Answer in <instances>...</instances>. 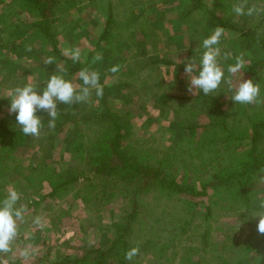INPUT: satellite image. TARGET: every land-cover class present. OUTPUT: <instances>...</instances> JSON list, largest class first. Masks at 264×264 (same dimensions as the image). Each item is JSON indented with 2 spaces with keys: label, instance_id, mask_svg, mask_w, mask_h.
<instances>
[{
  "label": "rangeland",
  "instance_id": "obj_1",
  "mask_svg": "<svg viewBox=\"0 0 264 264\" xmlns=\"http://www.w3.org/2000/svg\"><path fill=\"white\" fill-rule=\"evenodd\" d=\"M76 1L72 9L66 13L58 11L56 15L52 33L58 48L63 53L65 48L79 47L82 52L81 61L87 62L90 70L99 72L100 84L109 87V94L112 96L118 97L117 83L128 81L133 86L130 89L131 93L138 94L137 99L133 101L138 111H141L121 121L122 130L127 133L126 137L133 154L138 155L140 149L164 151L174 139L176 122L184 116L193 117V115H177L178 111L184 113L189 111L188 104L192 101L172 100L167 101L168 107H160L153 99L162 93L193 96L187 91L189 80L184 68L185 62L196 56L192 51L199 45L198 38L190 34L191 26L198 19V22H202L198 27L203 28L206 24L203 15L196 10L187 17L186 21L183 13L192 7L190 0ZM203 2L208 5L210 0ZM7 5H10V0L0 3V13L7 12ZM108 15L111 16L112 23L106 31L108 36L103 37ZM10 18L16 20L17 15L12 14ZM18 18L35 19L28 14ZM257 19V17L253 18L252 22ZM235 22L244 25L243 20L237 17ZM214 25L215 21H211L210 26L208 25L209 36L214 30ZM261 28L264 35V22ZM236 36L237 34L226 30L221 38L222 55L219 63L225 72V77L228 76V65L235 61L231 58L224 60V52H231L233 57L241 52L245 53L248 65L257 55L256 49H242L234 39ZM5 38L6 35L0 33V43ZM116 44L122 45L123 50L115 54L111 46L115 47ZM29 47L31 51H28ZM97 53L102 54L103 59L93 63L92 59ZM111 53L114 54L113 59L109 58ZM47 57H54L55 62L45 65L44 60ZM56 59V50L51 49L49 45L40 46L29 36L23 39L22 46L16 51L0 48V121L17 124L16 114L9 112V97L12 90L32 83L37 91L42 93L53 73L61 75L57 67L61 68V63ZM114 65H120L117 73L109 71ZM175 70L178 72L176 76ZM77 73L70 81L74 85L82 86L83 82L78 78ZM249 77V74L243 72L242 79L247 80ZM252 78L261 85L264 83V70L261 69ZM130 90L122 88L121 93ZM213 94L223 103L227 125L233 126L237 121V103L231 99L233 93L226 84L222 83ZM83 107L89 111L100 109V98L95 96L94 90L91 102L75 105L58 103L57 111L67 112L70 109ZM37 115L42 120L46 112L38 111ZM194 116L191 119L196 118L195 122L206 121L205 115ZM241 126H244V121L241 122ZM87 133L92 137V132L87 131ZM247 145L248 140L243 141L239 149L243 150ZM201 152L206 159L207 149L201 148ZM157 155L160 156L161 153ZM43 159L55 173H61L66 178L76 173L79 175V180L58 191L55 198L46 196L49 190L48 184L40 181V178L32 172L34 165ZM196 161L194 166L176 164L172 168V175L182 182H194L200 190V178L206 176L207 171H211L212 167L206 166L199 159ZM5 164L9 172L0 177V198L4 199L8 190L15 188L21 195L17 206L24 204L28 209L24 221L19 223L20 236L13 246L16 254L5 258L7 264H52L65 257L80 255L84 245H96L104 249L110 243L112 236L125 223L126 215L130 211L128 199L122 193L115 192V195H110V188L102 194L100 179L95 183H87V185L95 184V187H85L86 182L82 180L89 174L86 166L67 152L63 136L42 127L40 136H28L24 146L19 148L13 159L5 161L3 166ZM262 196L264 193H260L253 203L258 204ZM198 199L202 202L192 215V210L187 208L185 198L178 196L160 198L154 194L139 197L140 212L132 224L131 239L139 242L141 247L134 264H188L189 259L196 258L189 249L204 241V232H207V241L213 245L228 235L243 238L241 231L244 232L249 227L247 221L251 224L253 222L255 226L258 224L259 217H253L249 213L245 218L241 215L242 209L237 205L229 208L230 210H224L223 206L215 204L208 214L204 206L207 197ZM183 208L185 213L182 211ZM37 216L43 217L46 222L43 229L37 228L32 223ZM178 217L180 220L190 222L189 225L187 223L183 225L188 227V231L170 240ZM180 224H177V228ZM27 245H31L35 252L30 258L25 259L20 256V251ZM241 248L242 245L239 244L238 252H234L235 262L241 256L244 257ZM260 257H264V252L254 256L249 251L246 264H260ZM220 262V259H216L215 253L207 252L200 264H220Z\"/></svg>",
  "mask_w": 264,
  "mask_h": 264
},
{
  "label": "trees",
  "instance_id": "obj_2",
  "mask_svg": "<svg viewBox=\"0 0 264 264\" xmlns=\"http://www.w3.org/2000/svg\"><path fill=\"white\" fill-rule=\"evenodd\" d=\"M4 1L0 0V3L3 4ZM190 2L192 7L183 13L186 21L187 17L198 10L206 23L200 29L198 25L202 22L196 19L191 26L190 34L198 38L199 44L209 36L208 25L210 26L211 21H215L214 28L221 26L225 31L230 30L237 34L234 39L242 49L257 50V55L243 70L244 74H249V79H253L255 73L264 70V35L261 28L264 15L237 17L232 12V6L237 0H210L208 5L203 0H190ZM76 3V0H10L7 12L0 13V33L6 35L0 43V48L16 51L27 36L37 41L40 46L49 45L51 49L56 50L61 68L66 70L60 71V74L70 80L79 70L89 67L88 63L73 62L70 57H66L58 48L52 27L58 11L66 13ZM253 3H258V0H249L250 5ZM12 14L17 15L16 20L10 18ZM25 14L34 16L35 19L18 18L24 17ZM236 17L243 20L244 25L237 24ZM256 17L257 21L252 22ZM111 23L112 18L108 15L103 37L108 36L106 31ZM111 48L115 54L123 50L122 45L117 44ZM192 52H195L196 61H199L203 49ZM109 58L113 59L114 54L111 53ZM176 73L178 74L175 70V76ZM132 87L128 81H120L116 84L118 92L116 97L109 94V87L103 86L104 95L100 98V109L89 111L83 107L58 112L54 129L48 128L47 113L42 119L43 128L63 136L67 152L86 166L89 174L82 180L86 182L85 187H95V184L87 185V183H95L100 179L102 194L110 188V195H115V192L122 193L130 204L125 223L112 236L110 243L104 249L96 245H84L80 255L65 257L52 264H134L136 257L128 261L125 259V253L132 247L139 246V249L141 247L139 242L131 239V232L132 224L140 212L139 197L142 195L185 198L187 208L192 210V215L202 202L198 198L206 196L207 203L204 205L206 213L209 214L215 204L223 206L224 210H230L229 208L237 205L242 209L241 215L246 218L257 208V204L253 201L260 193H264V183L255 176L259 169L264 167V104H236L237 121L229 127L226 123L223 103L213 93L204 96L202 91H198L196 96L187 97L175 93L159 94L153 99L158 106L168 107L167 101L172 100L181 102L191 100L187 114L178 111L177 115H193V117L205 115L206 121L195 122L196 118L184 116L176 122L174 139L164 151L140 149L139 154L134 155L126 137L127 133L122 130L121 124V121L141 113L133 101L137 99L138 94L131 93ZM260 87V99L264 100V83ZM122 88H128L130 91L121 93ZM243 121L244 126H241ZM87 131L92 132V137ZM27 139L28 136L23 135L18 124L0 121V177L9 172L6 164L3 166V163L13 159ZM246 140L248 145L240 150L239 146ZM201 148L207 149L206 159L202 155ZM157 153L161 155L158 156ZM196 159L212 167L211 171H207L206 176L200 178V190L194 182H182L172 175V168L176 164L194 166ZM32 172L40 178V181L48 184L49 190L46 196L54 198L57 197L58 191L79 180V175L76 173L67 178L61 173H55L44 159L34 165ZM182 211L186 212L184 208ZM179 223H181L178 227L180 230L177 228ZM185 223L189 225L190 222L177 218L170 240L187 233L188 227H183ZM247 225L249 227L244 232L241 231L243 238L228 235L213 245L207 241V232H204V241L189 249L196 258L189 259L187 263L200 264L207 252L215 253L216 259L221 260L220 264H246L249 251L254 256L261 255L264 252V234L258 232L253 222L251 224L247 221ZM239 244L242 245L241 251L244 257L241 256L235 262L234 252H238ZM260 259V264H264V257Z\"/></svg>",
  "mask_w": 264,
  "mask_h": 264
},
{
  "label": "clouds",
  "instance_id": "obj_3",
  "mask_svg": "<svg viewBox=\"0 0 264 264\" xmlns=\"http://www.w3.org/2000/svg\"><path fill=\"white\" fill-rule=\"evenodd\" d=\"M232 12L237 17L242 16H260L264 15V0H258V3L249 4V0H237L232 6ZM225 34V28L216 26L210 36L204 38L196 49L200 48L203 52L197 63L195 56L185 62L184 71L189 80L187 91L196 96L198 91H202L204 96L215 92L221 84H226L229 91L233 93L231 99L234 103L242 105H260L264 100L260 99V83L253 79H242L243 70L248 65L245 59V53L233 57L231 52H224L223 59H234L227 67L228 76L219 63L221 58V38ZM31 51V48H28ZM63 54L70 57L73 62H79L82 58V52L79 47L65 48ZM102 54L97 53L92 62L102 60ZM55 62L54 57H47L44 60L45 65H51ZM60 71L65 69L57 66ZM120 65L112 66L109 71L117 73ZM78 78L83 82L81 85H74L63 75L53 73L47 81L46 87L42 93L38 92L36 86L28 83L23 87H16L10 95V113L16 114V122L20 126L24 136L39 137L43 127L41 117L37 115L38 111H44L49 117L48 128L54 129L56 119L58 118L57 106L59 104L75 105L85 102H91L93 90L97 98H102L104 88L100 84V74L98 71L90 70L89 67L82 68L77 73ZM264 167L259 169L255 175L261 183H264ZM21 195L15 188H10L6 197L0 200V264H7V257L14 256V244L20 236L19 223L25 219V213L28 211L24 204L18 205ZM253 217H259L257 230L264 234V196L259 199L256 210L251 212ZM32 223L40 229L46 226L43 217L37 216ZM35 250L31 245L25 246L20 251V256L25 259L30 258ZM140 252L139 246L130 248L125 253V259L132 261Z\"/></svg>",
  "mask_w": 264,
  "mask_h": 264
}]
</instances>
